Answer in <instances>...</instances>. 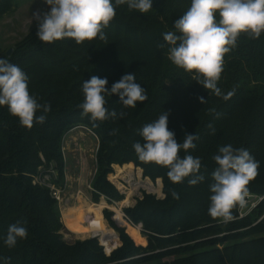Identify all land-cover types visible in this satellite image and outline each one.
I'll list each match as a JSON object with an SVG mask.
<instances>
[{
    "label": "trees",
    "instance_id": "16d2710c",
    "mask_svg": "<svg viewBox=\"0 0 264 264\" xmlns=\"http://www.w3.org/2000/svg\"><path fill=\"white\" fill-rule=\"evenodd\" d=\"M16 1L0 0V17L13 11ZM190 3L152 0L153 8L147 13L119 5L104 29L107 39L103 41L96 38L77 45L63 39L45 44L35 27L11 55L0 48V58L27 74L30 94L37 102L51 106L48 113L37 112V116L46 115V120L34 122L31 128L0 106V264H6L5 258L7 264H264V33L258 39L240 35L236 47L224 57L217 84L223 95L233 94L228 99L216 96L194 81L193 73L168 59L170 46L163 34L176 31L174 22ZM126 73L135 74L136 82L146 90V101L125 108L113 94L106 97L105 106L109 112H125L123 119L94 122L82 115L78 105L84 99L83 81L93 75L107 78L110 89ZM198 97L206 102L202 104ZM164 111L169 113L168 129L178 143L185 133L199 137L195 149L180 152L181 157L201 158L198 175L205 179L195 186L188 184L192 177L172 183L167 168L139 160L132 147L134 142H143L139 130ZM77 126L89 128L99 140L90 191L94 203L102 197L109 204L124 199L109 177L114 165L139 167L144 177L159 179L163 187V197L144 192L134 206L124 209L131 224L142 225L144 236L134 226V238L128 235L112 219L114 212L104 209L106 223L120 233L122 241L110 254L104 246L111 251L116 243L103 242L102 234L99 239L104 246L97 237L70 243L62 233L59 200L51 185L65 186L63 138ZM229 144L247 149L259 162L258 175L248 190L263 199L243 217L234 208V219L224 223L209 215V185L217 166L212 157L219 147ZM46 176L49 179L40 182ZM173 191L179 199L173 198ZM17 221L26 227L27 238L8 248L4 237ZM93 227L91 219L78 227L69 226L76 233L92 232ZM114 237L117 240L115 233Z\"/></svg>",
    "mask_w": 264,
    "mask_h": 264
},
{
    "label": "clouds",
    "instance_id": "9594fccd",
    "mask_svg": "<svg viewBox=\"0 0 264 264\" xmlns=\"http://www.w3.org/2000/svg\"><path fill=\"white\" fill-rule=\"evenodd\" d=\"M48 11L37 10L32 20L37 22V37L45 44L71 39L77 45L96 38L106 40L104 29L115 18L116 7L126 4L129 10L147 13L152 8V0H44ZM217 15L219 19H217ZM176 31L163 34L169 47L168 59L177 67L193 73V80L216 96L230 98L233 93L223 95L217 86L223 72L224 57L237 45L241 34L258 39L264 33V0H191L190 7L174 22ZM178 33V34H177ZM163 47L164 45H160ZM107 78L91 76L82 83L83 102L78 105L82 115L92 121H105L109 118L123 119L126 113L119 114L106 108V97L116 94L125 108H135L137 102L147 100L144 87L136 82L133 73L124 74L119 81L107 88ZM204 104V97H198ZM0 106H6L11 115L17 117L22 126L31 128L33 123H44L50 104H40L30 94L27 74L17 65L0 58ZM209 109V112H214ZM168 115L164 111L153 122L139 130L143 142H134L132 147L139 160L155 163L167 168V176L172 183H182L185 178L190 186L204 181L198 175L202 167L199 157L188 154L195 149L196 134L185 133L178 143L175 133L168 129ZM211 128L212 126L209 125ZM214 132V129H213ZM113 130L111 134H115ZM217 165L211 174L209 185V215L224 223L234 219L233 209H243L249 196L248 185L258 175L260 164L243 148L231 144L221 146L212 157ZM172 196L179 199L173 191ZM27 229L20 221L8 227L4 244L13 248L18 239L27 238ZM7 264V258H5Z\"/></svg>",
    "mask_w": 264,
    "mask_h": 264
},
{
    "label": "rangeland",
    "instance_id": "374dc122",
    "mask_svg": "<svg viewBox=\"0 0 264 264\" xmlns=\"http://www.w3.org/2000/svg\"><path fill=\"white\" fill-rule=\"evenodd\" d=\"M37 10H40L41 12L48 11L49 7L44 3V0H17L13 11L0 17V48L2 50L9 51L11 48L14 49L15 45L21 41L32 29L38 27L35 20H32L31 22L32 14ZM75 148L73 152L70 153V157L67 156V178L65 180V186L63 187V193L61 192V200L59 203L63 212L62 220L66 227L70 230L63 229L62 233L65 240L70 243L79 239L91 238L92 236H97L99 239V234L104 236V233L96 228L95 214L93 209L88 210V212L84 215L64 221V214L69 213L74 209V205H76L81 199L80 196L91 202L90 183L95 171V161L92 156V150L94 147H89L91 150H87L88 152L79 150L77 147ZM123 166L114 165V172L111 173L109 177L111 181H113V183L121 190L122 194L124 195V199L119 202L109 204L105 202L106 200L104 198H101L99 203L91 204L95 208L101 207V210L103 207H105L104 209L112 210L114 212L112 219L116 222L118 227L123 228L125 232L131 237H133L131 233L134 232V227H139L140 233L143 235L141 225L135 226L131 224L124 216V209L129 206H134L138 200L142 198L144 192L153 193L158 197H163V187L162 185L160 186L159 179L152 180L149 177H144L143 170L139 169V167L134 166L132 170H130L129 167L124 168ZM46 179L48 180L49 178L46 177ZM136 187L137 189H135ZM130 193H132L131 202L129 204H122V202L128 197V194ZM116 208L122 211L120 219L117 218L118 212ZM121 217L123 219H121ZM88 219H91L94 226V230L92 232L76 233L69 228V226L78 227L85 223ZM110 227L117 235L116 246L111 251H107L106 247L99 239L107 254H110L113 250L122 245L120 233L114 227ZM96 229L101 232H97Z\"/></svg>",
    "mask_w": 264,
    "mask_h": 264
},
{
    "label": "crops",
    "instance_id": "0c3cea01",
    "mask_svg": "<svg viewBox=\"0 0 264 264\" xmlns=\"http://www.w3.org/2000/svg\"><path fill=\"white\" fill-rule=\"evenodd\" d=\"M98 145H99L98 137L89 128H87L85 126H77V127L73 128V129H71L64 136L62 148H63L64 158H65V162H66L65 180L67 178V156L70 157V153L73 152L75 147H77L79 150H84L85 152H88L87 150H91V149H89V147H91V146L94 147V149L92 150L93 151V155L92 156H93L94 161H95V171H94V174H93V177H94L95 172H96V153H97ZM93 177L91 179V182L93 180ZM90 185H91V183H90ZM61 192L63 193V189L62 188H61ZM80 198L81 199L79 200V202L76 205H74V206H78L79 203L80 204L81 203H94L92 200H91V202H89L88 200L84 199L81 196H80ZM102 198L105 199V197H102ZM60 200H59V203H60ZM105 202L108 203L107 200ZM59 206H60V204H59ZM68 206H73V205H68ZM104 208L105 207L102 208V214H103V217L105 218V216H104ZM60 210H61V217H62V208L61 207H60ZM69 220H71V219H69ZM106 221L108 222L107 219H106ZM62 222H63V220H62ZM63 224H64V229H68L64 222H63Z\"/></svg>",
    "mask_w": 264,
    "mask_h": 264
},
{
    "label": "bare ground",
    "instance_id": "6f19581e",
    "mask_svg": "<svg viewBox=\"0 0 264 264\" xmlns=\"http://www.w3.org/2000/svg\"><path fill=\"white\" fill-rule=\"evenodd\" d=\"M129 169L132 170L131 168ZM135 189H137V187ZM131 194L132 193L128 194V197L122 202V204H129L131 202ZM90 209H93L94 214H95L96 228L101 230L104 233L103 241L110 243V244L116 243L117 240L114 237L112 230L110 229V227L108 226V224L106 223L103 217L101 207L95 208L91 203H81V204L79 203V205L75 206L71 212L64 214V221L69 220V219H74L76 217L84 215ZM116 210L118 212L117 218L120 219V215H122V211L117 208ZM121 219L123 218L121 217Z\"/></svg>",
    "mask_w": 264,
    "mask_h": 264
},
{
    "label": "built area",
    "instance_id": "2783aa9c",
    "mask_svg": "<svg viewBox=\"0 0 264 264\" xmlns=\"http://www.w3.org/2000/svg\"><path fill=\"white\" fill-rule=\"evenodd\" d=\"M46 177L49 178V176H46ZM46 177H45V179H42L40 182H46L47 181ZM51 188H52V193H53L54 197H56L58 200H60L61 199V188L57 187L56 185H51ZM262 199H263V196H261V195L249 194V196L247 198L246 207L243 209L238 208L239 209V216L243 217V216L247 215L248 213H250L255 207H257V205L260 203V201ZM124 216L129 221L128 217L125 214H124ZM141 227H142V225H141Z\"/></svg>",
    "mask_w": 264,
    "mask_h": 264
},
{
    "label": "water",
    "instance_id": "95a60500",
    "mask_svg": "<svg viewBox=\"0 0 264 264\" xmlns=\"http://www.w3.org/2000/svg\"><path fill=\"white\" fill-rule=\"evenodd\" d=\"M13 49L11 48L9 51H8V55H11ZM92 237H97V236H92Z\"/></svg>",
    "mask_w": 264,
    "mask_h": 264
}]
</instances>
